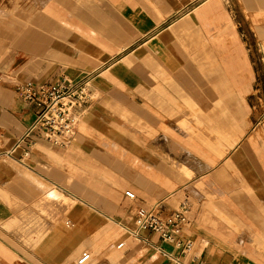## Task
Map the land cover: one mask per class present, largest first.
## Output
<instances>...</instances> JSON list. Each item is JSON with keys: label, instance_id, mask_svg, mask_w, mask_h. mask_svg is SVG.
Returning a JSON list of instances; mask_svg holds the SVG:
<instances>
[{"label": "crops", "instance_id": "obj_1", "mask_svg": "<svg viewBox=\"0 0 264 264\" xmlns=\"http://www.w3.org/2000/svg\"><path fill=\"white\" fill-rule=\"evenodd\" d=\"M260 54L264 0H0V264H264ZM63 75L92 83L74 139L8 154L16 85ZM186 195L190 251L123 229Z\"/></svg>", "mask_w": 264, "mask_h": 264}, {"label": "built area", "instance_id": "obj_2", "mask_svg": "<svg viewBox=\"0 0 264 264\" xmlns=\"http://www.w3.org/2000/svg\"><path fill=\"white\" fill-rule=\"evenodd\" d=\"M244 35V34H243ZM259 62L264 64V56L260 54ZM16 90L21 97L36 107V117L27 131L22 135L15 146L8 151L12 154L23 144L28 145L24 155H29L30 148L35 144L34 136L42 134L46 139L57 145L70 143L77 134L78 126L89 110L93 91L90 75L79 80H72L67 75L52 83H22L16 85ZM126 194L135 198V194L127 191ZM192 203L189 198L183 199L178 210L166 213L162 202H157L150 208H139L137 211V227L131 230L136 238L140 231L150 230L159 234L164 241L174 243L183 249L191 250L189 243L183 242L180 236L185 226L190 222V208ZM124 243H120L119 247ZM165 255H169L160 249ZM91 258V253L86 251L78 259V264H85ZM178 264H186L179 259H174ZM208 264V263H199Z\"/></svg>", "mask_w": 264, "mask_h": 264}, {"label": "rangeland", "instance_id": "obj_3", "mask_svg": "<svg viewBox=\"0 0 264 264\" xmlns=\"http://www.w3.org/2000/svg\"><path fill=\"white\" fill-rule=\"evenodd\" d=\"M261 77H262V88H263V90H264V71H262L261 70ZM262 90V91H263ZM263 113H264V109H263ZM263 119H264V116H263ZM78 129H79V126H78ZM51 142V141H50ZM54 144V143H53ZM54 145H57V144H54ZM67 145V144H66ZM66 145H64V146H66ZM62 146V145H61ZM126 196H128L127 194H126ZM129 197V196H128ZM186 197H188L187 195L186 196H183V198H186ZM129 198H131V197H129ZM189 198V197H188ZM131 199H134V198H131ZM64 218H66V217H64ZM125 231H127L128 233H131V230L132 229H127V228H123ZM114 250H115V248H114Z\"/></svg>", "mask_w": 264, "mask_h": 264}]
</instances>
